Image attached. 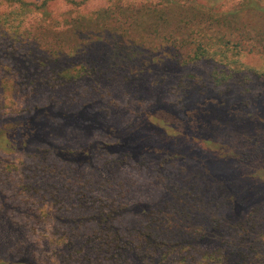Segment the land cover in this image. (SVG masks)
Segmentation results:
<instances>
[{"label":"rangeland","instance_id":"1","mask_svg":"<svg viewBox=\"0 0 264 264\" xmlns=\"http://www.w3.org/2000/svg\"><path fill=\"white\" fill-rule=\"evenodd\" d=\"M136 25L142 55L113 63ZM263 33L264 0H0V264H242L243 224L264 233V155L240 160L264 137Z\"/></svg>","mask_w":264,"mask_h":264},{"label":"trees","instance_id":"2","mask_svg":"<svg viewBox=\"0 0 264 264\" xmlns=\"http://www.w3.org/2000/svg\"><path fill=\"white\" fill-rule=\"evenodd\" d=\"M196 17L197 16H195V18ZM189 21L190 22H188V24H191L192 18ZM181 23L182 22H178V26L180 27L181 31L183 29L186 30L187 27L184 28ZM225 23H226L225 27L227 29H230V30L234 29V26L232 25V23L228 24L226 20H225ZM156 34L157 35L160 34V30L158 29V27H157ZM140 35H141L140 29L136 25L135 27H133V29L130 28L127 30L126 38H128V40H126L125 37H120L119 40L118 39L114 40L113 45H112L114 47H113L112 55H111L112 62L115 64H120V63H123L125 59H130L133 62L136 61L137 58L135 57V54L142 55L141 52H143V49H142L143 45H140L137 43V41H134L133 36H140ZM262 36L264 37V33ZM165 37L167 39H170L172 44L174 45L178 44V46L183 47L184 45L187 44V42L185 41H178V39H176L175 34H171V35L168 34ZM120 41L122 42L123 46L119 43ZM127 41H130L129 45L127 44ZM198 52L200 51L198 50ZM51 64L55 70L63 66L62 62H55V63L52 62ZM66 66L69 67L68 65ZM225 114L227 115V112ZM255 122L258 123V125L261 127V124H262L261 120H256ZM239 125L241 126V124ZM260 127L256 129L255 131H253L251 135L258 134V131H260ZM229 131L230 129L228 130V132L224 131L223 133L225 137L223 138V142H224L223 147H226L225 149L227 150L231 149L229 151L234 152V149L229 147V144H227V138L230 135ZM246 145L248 149L242 150L243 151L242 153L240 152L241 153L240 157L242 158L240 160H244V162L250 163L251 160L256 159V158L258 159L264 155V137L262 134L261 135L258 134L250 142L246 141ZM235 151H236V148H235ZM239 151H237V153ZM230 164L231 163L228 162L227 166L228 165L230 166ZM226 169L227 167H224V170ZM236 203H237V200L235 204ZM115 214H116L115 212H111L107 214L101 213L100 217L97 218V223L100 228L105 227V229L113 233L114 239H112L111 242L123 243L120 237V230L116 226ZM191 214H192L191 209L189 208L183 209L182 212L180 213V221H179L180 224H178L177 227L184 228L186 232H189L190 227H187L186 225L184 226L183 223L189 217H191ZM259 222H260V219L258 215H256V216H252L249 219L248 227H246V224H243V234H245L244 239H248L250 242L245 245H240V247L243 248V251L239 252L237 256L242 261V264H264V233L257 232V234L255 235V239H253L252 241L249 239L250 233L256 232V225H258ZM181 226H184V227H181ZM137 233H138L139 238H141L144 242V245L142 246L143 248L145 247L144 248L145 252H147V250H150L153 253H156L164 245L163 243H161L155 238L154 234L151 232L150 225H144V224L140 225V228L137 230ZM188 238L190 240L191 237H188ZM195 239L197 243L199 241L197 238H193L192 240H195Z\"/></svg>","mask_w":264,"mask_h":264}]
</instances>
